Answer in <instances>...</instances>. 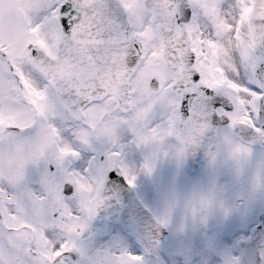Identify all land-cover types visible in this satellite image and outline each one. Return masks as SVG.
Listing matches in <instances>:
<instances>
[{"label":"snow or ice","instance_id":"snow-or-ice-1","mask_svg":"<svg viewBox=\"0 0 264 264\" xmlns=\"http://www.w3.org/2000/svg\"><path fill=\"white\" fill-rule=\"evenodd\" d=\"M0 264H264V0H0Z\"/></svg>","mask_w":264,"mask_h":264}]
</instances>
